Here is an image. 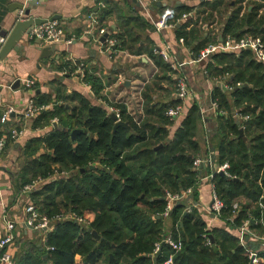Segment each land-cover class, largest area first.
<instances>
[{"label": "trees", "instance_id": "16d2710c", "mask_svg": "<svg viewBox=\"0 0 264 264\" xmlns=\"http://www.w3.org/2000/svg\"><path fill=\"white\" fill-rule=\"evenodd\" d=\"M246 1L252 5L251 10L243 8ZM231 3L232 0H214L204 4L205 8L200 11L175 8L179 17L193 15L188 21L177 24L176 34L178 40L192 51L194 58L201 50L218 42L220 37L212 32L204 38L203 27H211L223 11L230 14L221 22L223 33L220 32L225 40L231 36L241 39L251 35L264 42V14H259L264 8V0H235L234 6ZM107 4L108 0H105ZM110 13V10L103 12L102 20ZM133 20L123 23V32L111 36L116 40L112 49L135 56L147 54L159 70L145 87L146 117L138 125L122 109V121L130 124L131 129L118 128L115 131V122L105 108L92 106L77 92L71 96L63 95L54 86L59 82L52 83V90L56 93L54 109L43 110L38 119L42 124L36 121L35 125L51 127L50 123L57 119L61 128L27 144L22 154L25 164L13 176L15 189L19 194L37 175L48 178L55 173V165L61 172L77 171L70 180L57 181L33 193L34 203L49 218L69 210L79 214L93 210L96 217L88 229H82L75 222L56 225L48 238V247L54 249L50 251L49 259L45 260L44 253L34 246L24 250L25 253L21 252L18 262L154 264L156 259L157 264H164L173 256L174 264H249L247 249L254 247L241 245L238 228L249 220L250 229L264 237V63L259 62L251 50H244L215 54L205 67L207 78L212 82L217 77H231L226 84L232 87V91L215 85L213 102L218 109L212 120H205L208 149L203 157L207 161L212 159L215 166L229 165L228 173L233 179L216 173L211 181L225 205L219 219L227 228L208 230L194 207L191 213L186 212L190 206L186 199L177 203L170 217L165 218L167 194L180 195L182 191L192 189L193 197L198 196L200 170H195V163L202 158L198 135L203 117L196 101L171 137L170 127L175 123L167 117V111L181 103L174 95L177 82L171 80L176 73L156 52V46L142 43L140 35L131 30L136 28V24L131 28L137 21ZM138 20L139 26L152 27L142 19ZM101 28H105L102 22ZM84 72L85 83L98 99H104L102 78L93 71ZM237 83L242 87H237ZM164 85L168 87L164 88ZM37 87L36 84L33 88L38 91L34 104L37 107L49 105L50 97ZM156 95H159V102L154 100ZM243 117L248 119H241ZM207 123L213 124L214 131L206 126ZM75 129L88 134H78L71 142V133ZM241 130L244 136L240 135ZM5 145L6 152L13 147L11 132ZM42 146L48 152L40 153ZM95 165L98 168L90 170ZM212 171L211 167L206 168L207 174ZM236 202L241 204V212L231 222L232 206ZM92 230L100 239L93 236ZM170 234L175 241L182 243V251L175 253L164 244L161 252L154 255L156 244L162 243ZM206 237L210 238V245H206ZM111 255L114 256L112 260ZM261 255L264 258V252ZM77 256L81 257L79 263L75 261Z\"/></svg>", "mask_w": 264, "mask_h": 264}, {"label": "crops", "instance_id": "0c3cea01", "mask_svg": "<svg viewBox=\"0 0 264 264\" xmlns=\"http://www.w3.org/2000/svg\"><path fill=\"white\" fill-rule=\"evenodd\" d=\"M24 1L0 0V37H2L1 34L3 33L9 34L18 21L17 19L23 18V16H20L18 7ZM213 1L174 0L173 2L175 8L178 5L180 8H191L195 11H200L205 8L204 4L212 3ZM234 4L235 0H232L231 5L234 6ZM243 8L251 10L252 5L249 4V1H246L243 4ZM106 10H110L111 13L106 16L105 20H102V13ZM161 12L162 9L156 7L154 0H138L137 3L134 0H108L107 5H105V0H43L42 6L32 10V16L48 21L57 20L63 28L65 34L64 40L57 44L42 42L40 46L36 43V40L32 41L29 37H25L20 42V46L22 47L20 52H11L5 60H0V140L4 139L7 141L9 132L11 134L13 131L22 132L21 136L13 141L12 149L6 152L5 147L4 151L0 154V236L3 231L1 216L3 205L5 204L6 213L17 223L15 230L17 238L10 248V252L14 254L16 264H19L18 257L22 255L21 252H24L28 248L30 250L34 246L40 248L41 252L44 253L45 260L49 259L51 252L48 250V238L55 231L56 225L75 222L82 229H88L96 217L93 210L84 211L82 214L77 213L85 222L56 221V224L53 225L49 233H45L43 230H29L23 226V220L26 216L24 215V209L18 206L21 192L19 194L16 192L13 176L18 174L25 164L26 160L22 154L27 144L36 141L38 138H45L55 129L54 121L50 123L51 127L35 125L36 121L42 124V120L38 121L41 113L32 120H26L22 115L24 108L30 101H33L38 92L36 89L27 90L24 86V81L27 79L34 80L39 91L50 97L49 105L43 106L46 108L44 111H52L54 109L53 104L56 101V93L52 90V83L58 81L59 84H55L54 86H57L63 95L71 96L74 92H77L90 101L92 106L105 108L110 116L112 114L109 112V107L118 106L124 109L126 115L129 117L134 115L141 116V123L146 117L144 106L145 87L158 75L159 70L147 54L135 56L128 52L123 53L119 51L104 53L93 41L92 33L90 34V31L93 30L94 35H98L101 22L103 27H105L104 29L110 35H117L123 32L122 25L124 22H130L131 19H134L133 21L137 20L131 26L132 28L136 24V28H132L131 30L140 35L143 40L142 43H149V45L151 43L158 50L169 47L173 54L178 55L180 60L185 62L186 65L183 68L184 74L188 79L189 87L197 93V102L201 107L203 117V125L200 126L198 140H200L202 148V158L200 159H204V154L208 149L205 140L206 127L204 120H212V117L216 114L213 108V98L215 85L217 84L209 80L203 73L207 62L196 65L192 64V51L178 40L176 28L159 33L154 30L153 21L158 19ZM223 12L220 13V17H216L217 21L211 27L207 25L203 27L204 38L208 37L209 32L218 35V37L221 36L220 31L222 27L214 30V26L220 20H226L230 16L228 11ZM259 14H264V8L259 11ZM138 19L151 24L152 27L149 29L148 26L144 27L142 24L139 26ZM95 21L100 24H95ZM69 38H75V40L70 45L65 44V41ZM49 47L55 48L54 53L49 58H42L41 48ZM66 65H68L67 70L64 68ZM81 65L83 67H80ZM80 68H83L84 71H93L102 78L105 89L102 93L104 99H98L91 87L80 80ZM64 73H67V75ZM171 80L175 81L174 75ZM126 81L129 82L128 85H125ZM17 82H19V86L16 85ZM13 86L17 87L13 88ZM166 87L168 86L164 85V88ZM168 89L171 88L169 87ZM176 99L180 100V104L185 106V115L179 117V119L172 120L175 126L170 127L171 137L179 129L182 124L181 122L193 106L191 100ZM154 100L159 102V95L154 96ZM9 108L15 109L16 112L11 115L5 124H2L1 118ZM57 125H59L58 122ZM210 127L211 131H214L213 124H210ZM44 152H48V150L42 146L40 153ZM95 167V169L98 168L97 165ZM207 167V165H204L203 168H198L200 170L198 196L195 198L191 193L185 198L186 203L193 206L195 211L201 214L208 230L226 229L227 227L224 222L219 218H215L211 212L212 183L208 179L209 174L206 173ZM53 170L55 174L48 178L37 175V177L43 179V182L33 193H38L46 186L55 184L57 181H68L77 174V171L73 173H61L59 166L56 165L53 167ZM195 170L197 171V169ZM33 193L27 197L28 199L26 197H22V199L29 200V202L35 204V199L32 197ZM58 201L60 202L61 199ZM242 204L244 205L243 202ZM70 212L72 211H64L61 212V215ZM41 214L44 215L43 213ZM57 216L50 219L55 220ZM167 226H169V221H167ZM211 239L213 240L212 236ZM263 244L257 242L253 249H247L249 256L254 252L257 253L260 264H264V258L261 255L264 252ZM241 245H243L242 242ZM75 261L79 263L81 257L77 256Z\"/></svg>", "mask_w": 264, "mask_h": 264}, {"label": "built area", "instance_id": "2783aa9c", "mask_svg": "<svg viewBox=\"0 0 264 264\" xmlns=\"http://www.w3.org/2000/svg\"><path fill=\"white\" fill-rule=\"evenodd\" d=\"M140 1V0H139ZM174 0H154L155 4L164 3L166 4V7L162 9V12L160 13L158 19L153 21V28L156 32H162L168 29H175L177 24L183 23L188 21L190 18L193 17L191 14H183L182 17H179L177 14V11L175 10L174 6ZM25 2H31V0H25ZM20 16L22 17V12L20 11ZM99 22L95 21V24H98ZM92 33V34H91ZM91 36L93 37V41L98 45V47L104 52V53H114L115 51L112 49L116 45V40L113 39L110 35V33L104 29H99V33L97 36L94 35L93 30L90 31ZM64 31L61 26V24L57 20H51L47 23L40 25V26H34L31 33L26 36L29 37L30 40H41L42 42H46L48 44H57L61 43V41L64 40ZM220 39V38H219ZM75 38H69L65 41V44L70 45ZM6 42V38L0 37V48L3 46V44ZM244 50H251L253 51L255 58L259 61L264 63V42L260 38H256L254 36L248 35L246 37H243L241 39H237L235 37H227V39H223V42H220L218 40L217 43L213 45H209L205 49L201 50V53L198 57L192 59V64L194 63H204L210 60L214 54L218 53H239ZM157 53H160V55L163 57V59L170 63L171 69L176 73L175 81L176 84V98H180L182 100H191L193 103L197 101V93L194 92V90L189 87L188 85V79L186 75L184 74V67L185 62H182L178 55H175L171 52V49L169 47H166L164 49H159L156 51ZM80 67H83L82 65ZM81 72V81L85 84V72L83 68H80ZM204 75L207 77L208 73L206 69L203 71ZM67 75V73H64ZM231 78L229 75H225L222 77L215 78L214 82L217 85L223 86L226 90L232 91V87L227 86L226 81ZM35 81L32 79H27L24 81V86L27 90H32L35 86ZM237 87H242L241 83L236 84ZM214 106V112L217 113L218 105L213 102ZM109 107V106H108ZM110 114H113L116 116L117 121H122V109L118 106H110ZM43 110H46L45 107H37L33 101H30L28 105L24 108L22 111V115L26 120H32L36 118L38 114H40ZM16 110L13 108H9L7 112L3 115L1 118L2 124H5L11 117L13 113H15ZM221 114H225L224 112H220ZM143 115V113H142ZM185 115V106L182 104H179V106L175 108H170L167 111V117L171 120L179 119V117ZM141 116H132L133 121L141 125ZM243 120H247L248 117L241 118ZM55 124H57L58 120H54ZM205 122V120H204ZM206 123V122H205ZM21 131H13L11 134V138L13 141L17 140L21 136ZM5 140H0V154L4 151L6 145ZM201 165H207L211 167L213 170L212 173L209 175L208 179L210 181L213 180L214 175L216 173H223L225 176H227L230 179H233L232 175L228 173L229 165L223 164L220 166H215L213 164L212 159L210 160H204V159H198L195 163V168L198 170ZM59 172V171H57ZM61 173H67V172H61ZM55 174V173H54ZM43 182V179L41 177H37L32 183L27 184L23 187L20 194V200L18 202V206H21L24 209V215L26 218L23 220V226L29 230L33 231H39L43 230L45 233H49L52 230V227L54 225L53 220H51L49 217L42 215L39 210L37 209L36 205L29 202V200L22 199V197H29L33 192L36 191L38 186ZM192 193V189H189L185 192H182L180 195L177 196H171L168 195V201L167 206L164 211L163 217L169 218L170 212L173 210L174 206L184 200L187 196H189ZM212 204H211V212L213 213L215 218H220L222 214V210L225 208V205L223 201L221 200L220 196L216 194L214 187L212 185ZM22 199V200H21ZM28 199V198H27ZM25 201V202H24ZM6 205H3V213L1 216V222L3 224V231L0 236V264H16L14 254L10 252L11 246L15 243L17 236L15 235V230L17 223L14 219L9 217V215L6 213ZM193 209V206H188L186 209V212L191 213ZM241 209V204L239 202H236L232 206V218H230V221L233 222L235 218L239 215ZM76 221V222H85V220L78 215L76 212H70L65 215H58L55 219V221ZM240 231V240L243 243V246H246L245 244L248 243L246 240L249 239V241H255L264 243V237L258 236L255 231H252L250 229V222L249 220L245 221L242 226L239 228ZM211 238V236H210ZM210 238L206 237V245H210ZM167 245L171 249L174 250L175 253H179L182 251V243L179 241H175L173 238V235L170 234L166 236L162 243L156 244L155 246V253L154 255H157L161 252V245ZM49 251H54L52 247H49ZM254 260L252 264H260L259 256L256 252L251 254L249 257V264H251V258L254 256ZM164 264H174L173 256H170Z\"/></svg>", "mask_w": 264, "mask_h": 264}, {"label": "water", "instance_id": "95a60500", "mask_svg": "<svg viewBox=\"0 0 264 264\" xmlns=\"http://www.w3.org/2000/svg\"><path fill=\"white\" fill-rule=\"evenodd\" d=\"M138 0H134L135 3H137ZM42 3H43V0H31V2H25L24 3H21L18 7V9L22 12V15H23V18H20V19H17L18 21L15 23V26L13 27V29L9 32V34H6V33H3L1 34L2 37L6 38V42L3 44V46L0 48V60H5L8 55L11 53V52H20L22 50V47L20 46V42L26 37L28 36L33 27L34 26H40V25H43L45 23L48 22V20L46 19H42L40 17H35V16H32V10L34 8H37V7H40L42 6ZM156 7H160V8H165L166 7V4L164 3H158L156 4ZM177 7H179L177 5ZM222 32V31H221ZM243 32V31H242ZM223 33V32H222ZM236 37L239 36V34H236L235 35ZM223 35L220 36V42H223ZM36 43L38 45H42V41L41 40H36ZM55 51V48L52 47V48H41V52H42V58H49L52 56V54L54 53ZM215 55V54H214ZM128 81L125 82V85H128ZM17 86H19V82H17L16 84ZM17 86H13V88H16ZM111 118L112 120L115 122V128L114 130L116 131L118 128H127V129H131V126L130 124H128L127 122H123V121H117V118L115 115H111ZM210 126V124L207 123L206 126ZM54 127L56 129H60L61 126L57 125V124H54ZM81 133H86L88 134L87 132H85L84 130H81V129H75L72 131L71 133V142H74L76 140V136L78 134H81ZM240 135L241 136H244V132L243 130L240 131ZM90 137L91 138H94V135L93 134H90ZM50 155L52 153H49ZM204 165H201V168H203ZM95 166H91V169L90 170H95ZM81 172H84V170H82ZM223 174V173H221ZM224 175V174H223ZM93 234L94 237H96L97 239H100V236L99 234L95 231V230H92L91 232ZM248 242V244H250L251 246H256V242L254 241H249V239L246 240ZM152 257V256H151ZM254 256H252L251 258V264L254 260ZM114 259V256L111 255V260ZM154 264H157V260L154 259Z\"/></svg>", "mask_w": 264, "mask_h": 264}, {"label": "rangeland", "instance_id": "374dc122", "mask_svg": "<svg viewBox=\"0 0 264 264\" xmlns=\"http://www.w3.org/2000/svg\"><path fill=\"white\" fill-rule=\"evenodd\" d=\"M221 22H222V20H220L219 22H217V24L214 26V30H218V29H220V27H222ZM56 215H61V212L56 213ZM56 215H54V216H56ZM56 221H57V220H56ZM56 221L53 220V223L56 224ZM100 264H103V263H100Z\"/></svg>", "mask_w": 264, "mask_h": 264}]
</instances>
